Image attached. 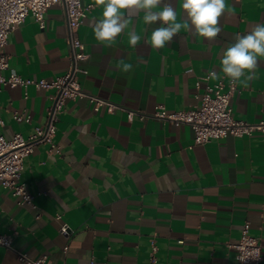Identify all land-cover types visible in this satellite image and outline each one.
Instances as JSON below:
<instances>
[{
    "label": "crops",
    "instance_id": "crops-1",
    "mask_svg": "<svg viewBox=\"0 0 264 264\" xmlns=\"http://www.w3.org/2000/svg\"><path fill=\"white\" fill-rule=\"evenodd\" d=\"M172 2L179 20L182 0ZM82 4L92 6L80 28L89 54L82 87L106 104L95 110L87 97L68 99L53 144H39L25 158L21 179L37 207L19 204L0 183V232L13 238L12 248L0 246V264H23L19 252L32 259L48 255L52 264H150L154 243L155 264H237L229 243L241 239L246 222L264 257V133L194 144L189 124L128 117L130 110L151 114L161 104L169 112L198 105L197 79L219 72L236 34L264 22V0H226L214 41L182 30L159 50L147 42L153 26L144 24L143 12L130 26L141 36L137 48L126 34L112 47L101 45L93 25L102 6ZM67 33L61 4L49 8L45 28L29 15L10 34L11 67L25 77L66 74ZM121 59L134 65L131 73L119 71ZM258 60L255 78L247 86L237 82L231 104L238 120L264 118V57ZM206 85L202 81L199 93ZM52 93L4 86L0 135L28 137L45 124ZM15 112L30 120H16ZM63 223L70 225L69 236L60 231Z\"/></svg>",
    "mask_w": 264,
    "mask_h": 264
},
{
    "label": "built area",
    "instance_id": "built-area-1",
    "mask_svg": "<svg viewBox=\"0 0 264 264\" xmlns=\"http://www.w3.org/2000/svg\"><path fill=\"white\" fill-rule=\"evenodd\" d=\"M55 4H61L66 13L69 70L66 74L51 79L25 77L10 65V56L6 52L10 34L31 14L40 27L45 28L46 13ZM91 8L92 6H84L82 0H0V92L4 86L23 88L34 86L38 89L53 91L49 96L51 103L47 109L45 124L37 126L28 137L22 133L15 134L12 139L0 135V183L10 189L13 196L20 197L19 204H30L37 207L34 203V196L26 189V184L21 179L24 161L34 152L37 145L53 144L57 122L64 111L66 101L87 97L94 104L95 110H99L106 104L103 98L87 93L81 82V75L88 74V69L82 66V62L89 58V54L85 43L81 40L80 28ZM207 74L196 81L199 103L195 107L169 112L161 104L156 106L151 114L145 111L130 110L128 111L129 119L133 120L136 116L140 119L152 116L176 125L189 124L195 132L194 144H205L212 139H222L229 135L245 137L256 132L264 133V118L256 122H248L234 117L231 101L238 91V83L232 82L222 72H220L222 79L211 82ZM202 81H207V85L204 92L199 93ZM115 108L114 104H110V111H114ZM14 118L18 121L30 120L29 115L20 112H15ZM0 123L3 124L1 113ZM61 218V214L56 215V219ZM60 231L69 236L71 234L70 225L63 223ZM12 243L11 235L0 232V246L12 248ZM229 246L236 250L237 264L263 263V247L260 239L251 233L250 222L245 223L241 239L236 243H229ZM65 249H68V246ZM157 251L158 247L154 243L150 264H155ZM18 258L23 264H52L48 255L32 259L27 253L19 252Z\"/></svg>",
    "mask_w": 264,
    "mask_h": 264
},
{
    "label": "clouds",
    "instance_id": "clouds-1",
    "mask_svg": "<svg viewBox=\"0 0 264 264\" xmlns=\"http://www.w3.org/2000/svg\"><path fill=\"white\" fill-rule=\"evenodd\" d=\"M95 5L103 9L101 18L93 25L94 37L101 45L112 47L117 37L126 34L128 44L137 48L141 36L130 26L143 12L144 24L153 26L147 42L157 50L170 44L182 30L193 37L214 41L222 31L220 18L228 10L226 0H182V14L178 20L172 0H95ZM259 57H264V22L256 24L246 34L235 35L234 42L223 50L219 72L209 71L208 79H222V72L232 82L247 86L255 78ZM118 69L131 73L134 65L121 59Z\"/></svg>",
    "mask_w": 264,
    "mask_h": 264
}]
</instances>
